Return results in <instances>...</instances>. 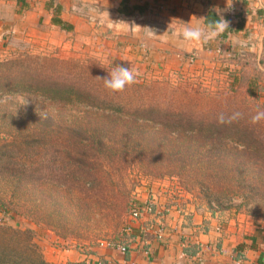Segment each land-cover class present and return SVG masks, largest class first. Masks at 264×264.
Instances as JSON below:
<instances>
[{"label":"rangeland","instance_id":"obj_1","mask_svg":"<svg viewBox=\"0 0 264 264\" xmlns=\"http://www.w3.org/2000/svg\"><path fill=\"white\" fill-rule=\"evenodd\" d=\"M122 42L0 41V75L35 65L39 81L98 95L95 106L53 100L40 90L0 93V245L20 237L48 264H66L72 250L122 244L132 204L139 198L154 207V193L166 191L264 224V150L246 147L233 129L248 128L264 148L259 54L220 51L200 62L197 54L173 55L164 47L153 53ZM116 65L136 74L120 92L103 80ZM205 120L220 130L173 135L162 127ZM206 140L215 144L196 145Z\"/></svg>","mask_w":264,"mask_h":264},{"label":"crops","instance_id":"obj_2","mask_svg":"<svg viewBox=\"0 0 264 264\" xmlns=\"http://www.w3.org/2000/svg\"><path fill=\"white\" fill-rule=\"evenodd\" d=\"M217 21L223 26L214 36L179 43L184 27L207 30ZM0 41H123L153 53L164 47L173 55L197 54L200 62L246 49L264 63V0H0ZM153 197V211L128 223L132 231L121 242L127 253L109 245L72 250L64 263L264 264V224L167 191Z\"/></svg>","mask_w":264,"mask_h":264},{"label":"trees","instance_id":"obj_3","mask_svg":"<svg viewBox=\"0 0 264 264\" xmlns=\"http://www.w3.org/2000/svg\"><path fill=\"white\" fill-rule=\"evenodd\" d=\"M3 67L7 68V66H3ZM45 78L47 79L48 77ZM39 90L43 95L53 100H58L68 103L76 102V101L85 102L88 105L92 103L93 105L98 106V104L96 103L98 101L96 100L98 99V95H96V93L92 89H88V88L81 89L76 86H73L72 84L69 85L64 81L58 82V81H52L51 79L45 82L42 79L39 81V74L37 72V67L35 65L26 67L25 71H21L19 73L13 72V76L11 74H6V73L0 75L1 94L11 91L34 92ZM100 108L106 110V109H111L112 107L109 105H103L100 106ZM205 121L206 122L204 123H199L198 121L197 122L192 121V123L186 125L182 124L181 122H174V123L162 122V127L169 128L170 132H172L173 135L183 134L185 132H189V133L203 132V133H208L209 135H213V133H216L218 130H220L214 122H211L210 120H205ZM233 129H235V132L237 134L245 136L244 137L245 139H242L241 143H243L246 147L257 149L258 154L261 153V150H264L263 145L260 142L259 138L254 136L250 137L248 135L249 134L248 128H244L241 130L240 126L238 125ZM233 129L229 128V130H233ZM102 142L103 140L101 136H99V138L95 140V143L99 146H101ZM194 142L196 143V141ZM207 143H213V140L198 141L196 145L203 146L206 145ZM180 151H181L180 149H177L176 154L180 153ZM173 152L174 150H172L169 155H171ZM34 155L36 154L29 152L28 155L26 156H32L31 158H34L33 157ZM44 155H48V153H45ZM2 157L3 154L0 155V158ZM30 163H34V161L33 160L30 161ZM35 171L36 169L32 173L33 176H35ZM47 172L51 173L52 170ZM51 177L53 178L58 176L55 175ZM254 190L255 187L253 186L251 188V191H253L254 193ZM27 232H31V231L27 230ZM18 233H14V234L17 235ZM26 243L27 242L22 241L20 237H18L17 239L11 237L9 244L0 245V264H48L41 257V255L38 252H36L35 247L32 243L31 244H26Z\"/></svg>","mask_w":264,"mask_h":264},{"label":"clouds","instance_id":"obj_4","mask_svg":"<svg viewBox=\"0 0 264 264\" xmlns=\"http://www.w3.org/2000/svg\"><path fill=\"white\" fill-rule=\"evenodd\" d=\"M222 22L217 21L215 26L209 25L207 30L199 26L197 27H184L179 32L181 46L186 45L191 42H199L201 40H207L210 36H214L216 31L214 29L221 28ZM173 35H176L174 33ZM108 69V68H106ZM109 75L107 78H104L105 87L112 92L123 91L127 86H130L134 83L136 74L133 72L132 67L127 68L121 65L113 66L108 69Z\"/></svg>","mask_w":264,"mask_h":264},{"label":"built area","instance_id":"obj_5","mask_svg":"<svg viewBox=\"0 0 264 264\" xmlns=\"http://www.w3.org/2000/svg\"><path fill=\"white\" fill-rule=\"evenodd\" d=\"M140 200V201H138ZM136 201L137 203H133L131 206V210H130V219L132 220H138L142 217V215L144 213H150L151 211H153V206L150 205L148 202L147 203H143L142 199H139ZM133 227L131 225H128L126 228V231H132ZM118 249L123 252V253H127L129 248L127 244H118L117 245ZM239 264H245L243 260H240Z\"/></svg>","mask_w":264,"mask_h":264}]
</instances>
